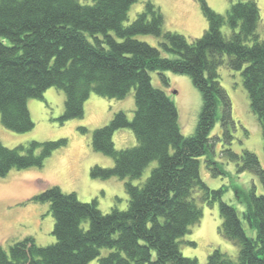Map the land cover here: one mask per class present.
I'll use <instances>...</instances> for the list:
<instances>
[{"label": "trees", "instance_id": "16d2710c", "mask_svg": "<svg viewBox=\"0 0 264 264\" xmlns=\"http://www.w3.org/2000/svg\"><path fill=\"white\" fill-rule=\"evenodd\" d=\"M134 1L0 0V120L5 128H33L27 101L43 99L50 87L64 93L62 123L83 116L91 93L121 99L134 89L135 101L131 119L124 111L115 112L91 137L92 149L114 161L112 167H91V175L129 178L126 208L113 206L103 213L96 200L80 201L74 192L48 185L33 200L48 203L55 241L41 246L26 236L7 249L0 246V264H198L179 248L202 216L198 202L218 203V232L238 246L237 259L214 248L206 264H264V193L254 183L248 189L235 187L239 212L223 199L226 187L210 188L199 168L204 158L212 175L226 173L212 157L218 136H211L219 123L223 139L230 144L232 138V104L217 72L222 64L240 71L264 149V25L261 35L258 3L231 0L226 12L218 13L198 0L207 28L189 41L163 28V14L151 1L124 24ZM140 34L159 38L160 48L138 39ZM164 71L188 75L200 92L196 127L188 136L180 131L172 99L151 82V72L167 81ZM119 128L131 129L136 145L117 150L112 135ZM66 144V138L12 148L0 143V177L13 168L41 167L54 149ZM221 155L235 163L237 173L249 171L264 187V167L256 153L227 147ZM153 161L145 180L133 184ZM243 223L254 235H247Z\"/></svg>", "mask_w": 264, "mask_h": 264}, {"label": "rangeland", "instance_id": "374dc122", "mask_svg": "<svg viewBox=\"0 0 264 264\" xmlns=\"http://www.w3.org/2000/svg\"><path fill=\"white\" fill-rule=\"evenodd\" d=\"M82 3L91 0H79ZM147 1L159 7L164 17L163 28L184 35L189 41L201 37L207 28L198 0H135L128 11L124 24L130 23L136 15L143 11ZM231 0H206L207 4L218 13H225ZM235 1V0H234ZM260 9L258 32L263 35L264 0H256ZM225 30V28H223ZM137 38L160 48L159 38L151 34H140ZM163 56L172 57L162 49ZM223 58L226 60V56ZM219 81L228 93L232 104L233 124L230 125L232 135L228 144L222 137L221 126L216 123L211 136H218L214 144L213 159L219 161L226 173L212 175L200 159V175L210 188L226 187L223 199L236 206L241 212L242 204L234 196V188L248 189L254 183L258 193H264V187L249 171L237 173L235 163L221 155V150L230 147L240 152L249 149L256 153L264 167V149L262 130L256 115L249 107V99L242 84L239 70L228 68L222 64L217 69ZM167 81H163L157 72H151V82L155 87L163 89L174 102L178 113V125L184 136L195 130L201 107V95L186 74L164 71ZM64 93L62 90L50 87L43 93V99L29 98L27 107L34 122L33 128L25 132H14L5 128L0 120V143L6 147L27 144L32 140L52 141L66 138L64 147L54 149L44 159L41 167L11 169L0 177V246L4 249L14 241L26 236H32L36 244L45 246L53 243L52 234L54 218L48 203H40L33 197L48 185H57L66 193L74 192L80 201L96 200L98 208L109 212L116 206L126 208L127 194L125 182L129 178L120 179L93 177L91 167H112L114 161L110 156L97 152L91 147L93 129L107 124L113 113L124 111L129 119L135 109L134 89L121 99L107 98L91 93L83 104V116L60 122L59 117L64 111ZM62 123V124H61ZM84 128L85 130H81ZM114 147L124 149L136 145V139L131 129L119 128L113 132ZM37 153L39 152L36 150ZM156 161L145 168L139 179L131 180L140 185L149 175ZM202 216L198 223L190 227L179 242L181 253L186 257H195L198 264H206L208 254L218 248L229 257L237 259L238 246L222 237L218 232L221 222L218 203L212 205L198 202ZM86 226L87 224L84 223ZM247 235L254 231L243 223ZM194 242V245L190 244ZM105 252V251H104ZM87 264H97L93 260Z\"/></svg>", "mask_w": 264, "mask_h": 264}]
</instances>
